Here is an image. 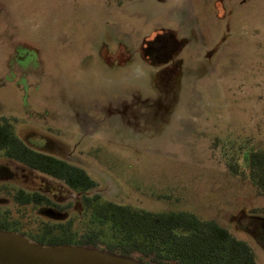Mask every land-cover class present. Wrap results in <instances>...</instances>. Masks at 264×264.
Wrapping results in <instances>:
<instances>
[{"label":"rangeland","instance_id":"obj_1","mask_svg":"<svg viewBox=\"0 0 264 264\" xmlns=\"http://www.w3.org/2000/svg\"><path fill=\"white\" fill-rule=\"evenodd\" d=\"M169 86L164 121L109 117ZM3 118L62 141L102 200L214 221L264 264V195L225 158L264 144V0H0Z\"/></svg>","mask_w":264,"mask_h":264},{"label":"trees","instance_id":"obj_2","mask_svg":"<svg viewBox=\"0 0 264 264\" xmlns=\"http://www.w3.org/2000/svg\"><path fill=\"white\" fill-rule=\"evenodd\" d=\"M14 140L9 127L0 126V145L12 146ZM16 145L22 147L21 142ZM225 158L232 175L248 181L259 195H264V144L257 148L244 142L234 143L227 148ZM79 176L87 179L83 173ZM81 221L82 229L74 228L73 223L43 224L30 232L28 238L43 246L97 248L133 257L144 264H256L245 242L235 239L216 222L201 220L187 212L151 213L100 202L98 198L91 205L87 198L79 224ZM0 230L10 229L0 225Z\"/></svg>","mask_w":264,"mask_h":264},{"label":"flooded vegetation","instance_id":"obj_3","mask_svg":"<svg viewBox=\"0 0 264 264\" xmlns=\"http://www.w3.org/2000/svg\"><path fill=\"white\" fill-rule=\"evenodd\" d=\"M172 38L175 40V47L172 49L174 51L162 56L166 64L177 60L174 54L177 50L176 44L181 43L174 36ZM144 44L143 57L146 60L154 59L153 56L149 58L150 54L146 53L148 43ZM158 88V100L131 108L129 103L122 111L118 109L109 111V117L115 116L113 117L115 120L118 117L121 121L125 118L128 125L137 124L135 126H139L145 124L144 118L150 113L147 112L151 110V104H153L156 108L152 114L159 115L163 120L170 114L169 102L176 95V89L172 86L167 89ZM99 111L102 109H98ZM3 125L9 127L15 139L12 141V146L0 145V225H7L10 229L6 230L7 232L28 238L29 231L25 228L28 225L35 226L36 230L43 224H76L83 216L87 198L91 201V205L96 204L97 198L100 202H109L102 200L101 196L96 193V182L81 167L67 161L70 155L61 158L60 150L54 146L64 147L62 141L56 140V143L53 141L55 144L47 148L46 145L49 146L50 138L45 137L38 129L34 131L28 129L32 134L31 138H19L14 131V122H3L0 119V126ZM16 142H21L22 147L18 148ZM54 166H67L71 169L66 171L63 168H54ZM81 173L87 178L86 180L81 179L79 176Z\"/></svg>","mask_w":264,"mask_h":264},{"label":"water","instance_id":"obj_4","mask_svg":"<svg viewBox=\"0 0 264 264\" xmlns=\"http://www.w3.org/2000/svg\"><path fill=\"white\" fill-rule=\"evenodd\" d=\"M0 264H144L133 257L97 248L43 246L13 232L0 230Z\"/></svg>","mask_w":264,"mask_h":264}]
</instances>
